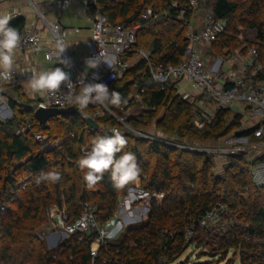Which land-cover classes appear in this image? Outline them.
<instances>
[{
    "label": "trees",
    "instance_id": "16d2710c",
    "mask_svg": "<svg viewBox=\"0 0 264 264\" xmlns=\"http://www.w3.org/2000/svg\"><path fill=\"white\" fill-rule=\"evenodd\" d=\"M240 1L214 0L215 17L225 19L227 25L211 42L213 52L227 57L237 50L247 54L249 48L255 46L263 65L258 78L263 79L264 17L255 14L264 11V0L243 2L245 10L253 16L236 24ZM92 7L98 8L111 24H140L133 50L124 55L125 59L137 55L134 49L142 48L149 52L154 65H176L181 61L189 44L188 25L194 15L190 0H96ZM147 8L153 10L151 18L141 19ZM238 26L255 30V38L242 39ZM177 83L178 80H171L162 89L151 77L148 60L138 59L122 77L107 84L127 101L119 108L108 106L116 117L106 110L103 115H96V110L101 108L98 104L85 109L99 127H105L103 130L90 127L80 112L51 117L41 124L30 104L21 105L9 99L14 115L0 120V264H92L91 244L96 230L70 235L52 248L39 232L49 225V210L53 205L60 208L65 205L69 222L81 216L85 202L96 208L100 224L117 212L127 186L114 188L110 174H105L102 181L89 189L76 163L84 155V146L90 149L95 137L110 136L116 127L122 128L128 141L123 152H132L137 158L142 189L163 192L165 196L161 202L152 200L146 220L129 225L120 240L109 239L102 245L95 257L96 264L176 261L204 264L180 258L199 236L207 233L200 221L212 205L219 202L229 209L225 219L243 218L251 235H264V188L254 184L250 174V166L263 162L264 156L249 163L244 154L228 155L224 174H220L213 156L136 134L118 121L117 117L125 116L130 107L141 104L139 115L126 120L137 130L155 126L164 135L179 136L191 143L220 139L232 130H237L239 136L256 140L252 129H241L243 112L217 108L208 119L195 103L178 92ZM137 94L140 100H136ZM17 115H30V119L16 121ZM196 119L204 123L202 128H198ZM16 127H22L21 133L15 132ZM37 133L44 134L45 139H36ZM50 170L60 172L61 181L38 183V175ZM190 226H194V235L187 240L186 230ZM239 226L240 222L236 221L229 227L227 239L225 235L222 237L224 242L218 253L227 255L231 249L239 250L240 264H264L261 257L251 251L254 245L242 237Z\"/></svg>",
    "mask_w": 264,
    "mask_h": 264
},
{
    "label": "built area",
    "instance_id": "2783aa9c",
    "mask_svg": "<svg viewBox=\"0 0 264 264\" xmlns=\"http://www.w3.org/2000/svg\"><path fill=\"white\" fill-rule=\"evenodd\" d=\"M92 2L96 1L92 0L91 3ZM66 3L67 0H59L57 6L60 9H64ZM190 4L194 12L199 11L197 0H190ZM152 14V8H147L141 14V19H150ZM9 15L13 18L19 17L18 13H11ZM202 17V24L199 27H194L189 23L187 32L189 44L186 47L181 61L176 65H154L150 61V54L144 49L137 48L134 50L138 56L148 60L151 77L156 83L160 84L162 89L165 87V84L171 80H184L192 86L199 96L203 97V100L213 102V110H208L206 107L200 106L202 113L208 119L211 118L217 108H229L231 110L242 112L240 108L242 105L249 109L259 111L260 114L256 115V119L258 118V120L255 124L249 119L250 123L252 122L250 129L253 130V137L256 139L254 140L255 142L250 140V136H238L236 138H232V136L229 138L230 136L227 135L223 140H230L232 143L233 141L238 140L239 143H234L233 146H229L230 148L228 147V149L225 148L219 150L221 152H212L213 150L209 148L198 147L188 141L184 142L177 139L170 140L163 136H157L155 134H149L145 131L137 130L126 123L128 118L127 114L123 117H117V119L125 128L136 134L159 140L179 148L202 152L207 155L217 153L227 157V155L244 154L247 146L251 147V145L253 148L264 149V147H262L264 145V78H258V73L263 70V65L258 60L257 49L255 46L249 48L248 53L243 56L242 62L237 71H222L221 69L211 67L202 55L203 45L216 40L225 31L227 22L223 18H216L213 10L207 11ZM139 26V23L134 25H129L127 23L111 24L108 18L102 12H99L93 25L90 51L82 60H76L73 56L72 50L68 47L62 55V58H69L71 61V67L64 68L63 65L57 64L55 53L58 50V45L63 44L68 46L67 29L62 26L59 20L49 21L48 30L51 41L48 45L49 47H47V50L45 51L44 58L49 60V62L54 61L56 65L47 68L46 71L52 70L55 67L64 68V71L70 74V79L73 84H75L73 87L77 92L79 91L78 79L84 73L87 74L85 78L86 83L102 82L108 84L112 80L120 77L131 67L130 61L125 59L124 55L133 50V45L136 42V31ZM76 30L79 31L78 28H76ZM41 31L42 30L38 26L26 27L19 31L21 34V42L15 52L23 51L32 54L34 57H38L40 48L42 47L43 37ZM90 58H98L95 62L100 65L95 69L87 70L85 61ZM19 73L20 67L16 62L13 66V79L11 81H0L2 83L17 81L19 79ZM94 73L99 75V80H93ZM67 91L68 89L65 86L62 87L61 91L55 96H50L48 94L36 96L35 94H32L31 91H25V93L34 98V103L31 105L34 113L37 108H66L72 106V104L67 103L64 99ZM104 110L115 116L109 107L105 108L103 106H101V108L99 107L95 114L101 116L104 114ZM11 111L12 110L8 105V98L0 91V120L5 121L12 118ZM80 114L85 119L93 117L86 113L85 110L83 113L80 112ZM249 117L251 118L252 115H249ZM195 123L200 128L204 125L199 119H196ZM28 126L29 125L24 126L21 130L25 131ZM101 128L104 129L105 127ZM113 129H118L122 133V128L116 127ZM35 137L40 141L45 139V135L42 133L35 134ZM245 144L247 145L245 146ZM86 150L90 149L87 146H84V154ZM250 174L252 182L258 187L264 188V161L252 164L250 166ZM133 196L134 198L132 199ZM164 196L163 192L151 193L140 191L139 196L133 194L129 200H123L120 203V207H124L127 203L133 205L137 201L141 202L142 200L147 199L149 200V203L150 201L152 202V200L161 202ZM147 208L148 213L151 207L146 206V209ZM95 209L94 206L85 202L81 216L73 222H69L68 215L65 212H58L54 215V221L56 223L55 227L62 229L68 236L80 232H91V230L97 231L96 238L91 244L92 264H96L95 257L97 256L100 247L106 244L109 240L107 237H101V230H110L111 227L115 226L116 220L119 217L118 212H116L112 218L108 219L104 224H100ZM227 209V205L223 202L212 205L211 209H209L202 217L200 225L205 229H208L219 224L227 213ZM83 217H91V219L88 220L86 224L78 223L82 221ZM193 235L194 226H190L186 230V239L190 240ZM253 237H255L253 244L254 252H256L264 261V235L255 234Z\"/></svg>",
    "mask_w": 264,
    "mask_h": 264
},
{
    "label": "crops",
    "instance_id": "0c3cea01",
    "mask_svg": "<svg viewBox=\"0 0 264 264\" xmlns=\"http://www.w3.org/2000/svg\"><path fill=\"white\" fill-rule=\"evenodd\" d=\"M58 1L59 0H0V15H9L11 13L19 14V17L13 18L10 21V26L17 28L18 31L26 27L38 26L42 30L41 34L43 37L42 47L40 48L38 57H34L32 54L23 51L15 52L14 60L15 63L17 62L20 67L19 79L17 81L8 83H2L0 81V91L8 98V105L9 98L18 101L20 100V92L24 91L25 93V91H31L28 87L27 81L33 72L46 71L47 68H51L56 65L54 61L49 62V60L44 58L45 51L47 50V47H49L48 45L51 41L48 30L49 21L59 20L62 26L67 29L68 46L70 45L69 47L72 50L73 56L76 60H82L91 49L90 42L92 40L94 21L98 13L101 11L98 8L92 7L94 3H91L92 0H67L64 9H60L57 6ZM196 13L197 12L194 13L190 23L194 27H199L202 24L203 17L202 15H198ZM76 28H78L79 31H77ZM241 35L243 36V33H241ZM83 47H87V49L84 50ZM202 49V55L207 60L208 64L211 67L215 69H221L222 71H237L240 67L243 56L246 55L240 52V50H237L234 52V55L231 59L219 55L215 56L217 54L213 52L211 43H205ZM138 59L142 58L136 55L132 56L128 60L132 66L138 61ZM235 59L238 60L237 63ZM190 87L188 85H183L182 80L178 81L177 83L178 92L186 99L188 98L187 100L190 102L195 103V105L199 107L198 109L201 110V107L204 106L208 110H212L213 102L209 100H203L196 93V91H194L191 85ZM35 95L42 96L43 94L37 93ZM136 100H140L139 94L136 95ZM210 102L211 105L208 106L207 103ZM135 106L139 107V111L132 112V109ZM142 107L143 105L141 104L133 105L125 112V114H127L128 117L137 116L139 115L140 109ZM240 108L244 114V118H246L249 123V119L254 122L256 115L260 114L259 111L253 109L246 111L242 105ZM249 115H252V117L250 118ZM99 128L103 130L101 127ZM138 183L139 181L130 185V190L133 194L135 191L140 189L138 188ZM136 209L137 206L129 205V203L120 209L119 217L123 218L124 223L119 220L118 217L116 222L117 224L121 225L119 229L127 228L128 224L131 222H138V220L141 222L144 219H147V215H149V212L147 213L148 208L145 210L147 214L137 217L138 219H135L136 215L134 213ZM65 210V205H63L62 208L57 205H53L49 210L50 223L54 224L55 214L58 212H65ZM39 233L44 239L47 240L48 245L51 248L59 244L60 241H58V239L61 237V235H63L64 238L69 237L62 229L58 227H51L50 229V224L43 227Z\"/></svg>",
    "mask_w": 264,
    "mask_h": 264
},
{
    "label": "clouds",
    "instance_id": "9594fccd",
    "mask_svg": "<svg viewBox=\"0 0 264 264\" xmlns=\"http://www.w3.org/2000/svg\"><path fill=\"white\" fill-rule=\"evenodd\" d=\"M13 17L10 15H0V80L11 81L13 79V66L15 63V51L21 42V34L17 28L10 26ZM70 46V45H69ZM69 46L58 45L56 51L57 64L64 68L71 67L69 58H62ZM99 58V57H98ZM98 58H90L85 61L87 68L95 69L100 64L95 61ZM62 67H55L52 70L33 72L27 81L32 94H48L55 96L61 91L62 87H67L68 91L64 96L67 103L77 107L81 113L89 105H101L108 108L109 105L116 108L126 104L127 101L121 93L116 90H110L105 83L85 82L87 74H82L78 79L79 91L73 87L70 74L64 71ZM98 74H93V80H99ZM126 137L118 130L113 129L110 136H97L93 139L90 150L78 158L77 165L84 173L83 180L86 187L94 188L103 180L105 174H110L113 187L123 189L126 186L137 183L141 174V169L137 163V158L132 152H123L127 146ZM123 152L122 155H117ZM62 179L60 172L47 171L41 172L37 177V182L48 181L58 183ZM91 217H83L81 222L86 224ZM121 225L116 224L110 230H101L102 238H114Z\"/></svg>",
    "mask_w": 264,
    "mask_h": 264
},
{
    "label": "rangeland",
    "instance_id": "374dc122",
    "mask_svg": "<svg viewBox=\"0 0 264 264\" xmlns=\"http://www.w3.org/2000/svg\"><path fill=\"white\" fill-rule=\"evenodd\" d=\"M245 1L246 0H241L240 1L239 8L237 9V13H238L239 16H238L236 24H238L242 20H245V19L250 18L251 16H253L251 13H249V11L245 10L244 3H243ZM213 2H214V0H197L199 11L196 14L204 16V14L207 11L212 10ZM161 14H164V12L163 13L161 12ZM255 16L259 17V18L264 17V11L261 12V13H256ZM238 30L240 31V33H243V36L241 37L242 39H254L255 38V30L245 29V28H242L240 26H238ZM83 49L86 50L87 47H83ZM145 51L147 53H149L147 50H145ZM218 55L219 56H223L222 54H217L215 56H218ZM233 55H234V53L227 54L226 56L228 57V59L229 58L231 59L233 57ZM235 61H236V63L238 62L237 59H235ZM86 69L89 70L91 68H87L86 67ZM123 75L124 74H122L120 77H122ZM182 84L183 85H188L190 87V85L184 80H182ZM20 94H21V95H19L20 96V98H19L20 100H18V99L17 100L19 101V103L21 105L22 104H25V105H27V104L29 105L30 104V105H32V103H34L33 102L34 98H32L30 95L24 93V91L20 92ZM200 98H203V97L200 96ZM207 105L210 106L211 102L207 103ZM198 108L199 107H197V109ZM244 109L246 111L249 110V108H247L246 106H244ZM132 110H133L132 112H137V111H139V107L135 106V107H133ZM14 112H15L14 110L11 111V115L12 116L14 115ZM85 112L88 113L86 110H85ZM234 112H240V111L232 110V113H234ZM18 119H20V121L25 120L27 122L30 119V115H25L24 117H21L20 115H17L15 120L17 121ZM257 120H258V118L254 119V124L257 122ZM251 125H252V122L249 123V121L246 118H244V117L242 118V120H241V129H249ZM20 128H22V127H20ZM20 128L16 127L15 128V132L16 133H21ZM198 128H200V127H198ZM144 131L149 133V134H155L157 136L166 137L167 139H170V140H173L175 138H180L181 141H184V142L189 141V140H187L185 138H182V137H179V136L176 137V136H172V135H169V136L168 135H164V134L161 133V130H159L155 126H151V127L147 128V129H145ZM236 133H237V130H232L228 134L230 136L229 138H231L232 136H233L232 138L238 137L239 135H237ZM223 139H224V137L220 138V139L210 138V139H206V140H203V141H195L192 144L196 145L198 147H202V148H209V149L213 150L212 152H216V151L218 152L221 149H225V148L228 149V147L229 146H233L234 143H239L238 140H235L232 143L230 140L225 141ZM250 140L252 142H255L252 139H250ZM246 145L247 144H245V146ZM262 147H264V145ZM219 152H221V151H219ZM210 155L213 156L212 158L215 161L216 171L218 173H220V174H224L228 157L223 156L222 154L219 155L217 153H213V154H210ZM244 155H245V157L248 158L247 159L248 162L251 163L255 158L264 156V149L253 148L252 145H251V147L247 146L246 150L244 151ZM141 184H142V179L140 177L139 178V183H138V185H139L138 188H140V189L138 191H135V193H134L135 195L139 196V192L140 191H144L142 189ZM130 185L127 186V190L125 189L126 190L125 193L123 195H121V198H120V201H119V208L117 210L118 214H120V209H121L120 203L123 200L127 201V200L130 199V197H132L133 193L130 190ZM133 198H134V196L132 197V199ZM146 202L149 203V200L148 199L147 200H142L141 202L137 201L135 204H133V206H137V209L135 210V213H134L136 215L135 219H138L137 217H139V216H144V214H147L145 212V210H146L145 207L146 206H148V207L150 206L151 207V203L152 202L150 201L149 204L146 203ZM91 206H93V204H91ZM150 210H151V208H150ZM119 220H121L122 222L124 221L123 218H120V217H119ZM132 221H134V220H132ZM236 221L240 222V226L239 227H240V233H242V237H244L246 240H249L252 243L251 245H253L255 237H253V235H251V233H249V230L247 229L248 227L246 226L247 223H246L245 219L239 217L236 220L235 218L233 219V216L232 217L230 216L228 219L223 218V220L219 224L214 225L211 228L206 229L207 233L199 236L198 239L195 240L194 245L189 246L187 248V250L181 256L180 260L189 259L191 262H197L198 261V262H204V264H240V262H239V259H240L239 252L240 251L239 250L231 249L228 252L227 255H225L223 253L222 254L218 253V250H220V244L224 242L222 237H224V235L226 236V234H227V232L229 230V227L233 225V222L236 223ZM138 223H140L139 220H138V222L129 223L128 226L131 225V224H138ZM49 224H50V229H51V227H55V225H56L55 221H54V224H52V223H49ZM116 224H117V222L115 223V225ZM125 230H126V228L118 229L116 234H115V236H114V238H112L110 240L111 241L120 240L122 238V236L124 235ZM63 238H64L63 235H61V237H59V239H58V241H60L59 243H61L62 241H64L68 237H66L64 239ZM224 238L227 239V236L224 237ZM45 241L47 242L46 239H45ZM47 244H48V242H47ZM251 247H252L251 251L254 252V246H251ZM169 264H178V261H176L174 263H169Z\"/></svg>",
    "mask_w": 264,
    "mask_h": 264
},
{
    "label": "water",
    "instance_id": "95a60500",
    "mask_svg": "<svg viewBox=\"0 0 264 264\" xmlns=\"http://www.w3.org/2000/svg\"><path fill=\"white\" fill-rule=\"evenodd\" d=\"M74 113H78L77 107L74 105L66 108H57V107L37 108L34 111L35 117L41 124H45L46 122H48V119L51 117H55L58 115L74 114ZM86 122L90 127L94 129H99V124L93 117H88L86 119Z\"/></svg>",
    "mask_w": 264,
    "mask_h": 264
}]
</instances>
